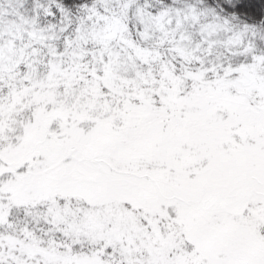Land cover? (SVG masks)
I'll list each match as a JSON object with an SVG mask.
<instances>
[{
    "label": "snow or ice",
    "instance_id": "snow-or-ice-1",
    "mask_svg": "<svg viewBox=\"0 0 264 264\" xmlns=\"http://www.w3.org/2000/svg\"><path fill=\"white\" fill-rule=\"evenodd\" d=\"M0 264H264V0H0Z\"/></svg>",
    "mask_w": 264,
    "mask_h": 264
}]
</instances>
